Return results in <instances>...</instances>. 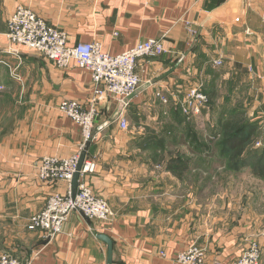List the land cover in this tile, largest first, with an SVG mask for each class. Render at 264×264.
Listing matches in <instances>:
<instances>
[{
	"label": "crops",
	"instance_id": "obj_1",
	"mask_svg": "<svg viewBox=\"0 0 264 264\" xmlns=\"http://www.w3.org/2000/svg\"><path fill=\"white\" fill-rule=\"evenodd\" d=\"M17 6L28 7L66 33L70 44L98 42L102 52L116 55L138 42L162 38L166 50L139 60L142 90L115 121L103 126L119 104H98L95 140L85 159L95 168L79 181L106 201L111 219L97 222L71 213L51 239L32 229L29 220L49 197L67 189L38 180L36 165L42 157L64 159L82 152L86 142L80 127L57 106L72 99L88 108L96 86L90 73L74 62L60 70L6 40V21ZM218 58L223 64L216 68ZM6 71L18 78L7 82ZM3 81L16 85L15 102L25 111L16 116L14 137H8L11 127H0V255L22 264H107V246L97 239L105 234L113 241L112 264H177L176 255L190 246L205 251L204 264H232L239 257L246 222L227 233L203 226L194 203L202 187L184 190L181 181L190 182L192 172L171 175L157 154L163 157L174 147L170 160L182 165L183 159L207 150L198 143L183 146L187 135H197L203 120L213 132L215 114L218 128L227 117L219 112L221 104H236L245 87H264V0H0V84ZM219 83L232 88L211 97ZM195 85L208 102L200 116L186 119L179 102ZM160 91L169 95L167 104L155 98ZM121 119L128 123L127 130L119 128ZM160 135L169 137L168 145L160 142Z\"/></svg>",
	"mask_w": 264,
	"mask_h": 264
},
{
	"label": "built area",
	"instance_id": "obj_2",
	"mask_svg": "<svg viewBox=\"0 0 264 264\" xmlns=\"http://www.w3.org/2000/svg\"><path fill=\"white\" fill-rule=\"evenodd\" d=\"M252 3L255 0H244ZM6 40L19 47H25L41 55L57 69L64 70L74 62L78 68L90 73L96 86L89 107L84 108L72 99H63L57 110L80 127L84 142L94 141V125L98 117L100 100L123 103L142 86V81L136 72L137 64L142 58H155L166 53L162 38L148 39L138 42L134 47L116 55L101 51L97 42L70 44L68 36L63 31L49 26L31 9L17 6L6 21L4 32ZM222 59L214 61L219 67ZM1 89V87H0ZM162 104L168 103V94L154 93ZM208 102L207 96L199 85L191 87L179 102L182 114L194 118L201 113ZM119 128L127 130L125 119L119 121ZM82 151V146L80 150ZM80 156V152L64 159L42 157L36 165L38 180L49 184H63L67 191L64 194H54L49 197L44 208L33 215L29 223L32 229L43 233L44 239L58 235L68 216L74 212L84 214L89 220L108 222L113 213L106 201L96 195L85 182L79 181L77 193L71 198V180ZM94 164L85 162L80 176L94 171ZM161 257H165L163 252ZM205 251L197 246H190L176 255L177 264H204ZM260 251L251 245L241 252L232 264H259ZM0 264H22L16 258L3 254ZM28 264V263H27Z\"/></svg>",
	"mask_w": 264,
	"mask_h": 264
},
{
	"label": "rangeland",
	"instance_id": "obj_3",
	"mask_svg": "<svg viewBox=\"0 0 264 264\" xmlns=\"http://www.w3.org/2000/svg\"><path fill=\"white\" fill-rule=\"evenodd\" d=\"M9 72L5 75L6 79L9 78L7 82L18 78L16 73L11 76ZM7 82L3 81L0 84V127L4 126L8 129L11 127L8 137H14L16 116L20 115L21 118V113L25 110L15 102L18 94L16 85ZM231 88L232 86L224 87L223 84L221 86L219 83L217 86L212 87L213 96L211 94V97L219 98L226 91H230ZM254 89L251 90L245 87L243 89L245 93L243 91L242 94L240 93L242 96L236 104L229 106L228 103H223L218 107L219 112L227 116L222 119L219 128L217 122L220 118H217V112L214 116L216 117L214 119L216 127L214 126L213 132H210L211 129L203 120L200 121L202 127L197 126V135H187L183 146H187L186 143L189 142L191 144L198 143L206 146L209 151L205 149V151L195 152L193 156L187 157L189 161L183 159L182 165L175 164L174 161L170 160V158L175 157L174 147L168 148L163 157L162 154H157V157L162 162L163 170L167 171L169 169L168 172L171 175H189L192 172L193 177L189 179L190 182L181 181V186L186 191L191 190V188L195 190V188L202 187L203 194L201 192H199L200 194L197 193L194 203L200 208L199 221L204 223L203 226H208L212 230H219L220 232L226 231L225 233H227L234 231L240 224L246 222L247 232H245V238L240 237V240H246L242 251L251 245L257 247L260 251L259 264H264V176H260V174L264 175V167L261 166L264 156V87L258 88V90L255 89V91ZM230 110L232 111L230 112ZM184 118L189 119L185 116ZM225 123L227 125L223 128ZM16 128L20 130L21 126ZM250 130L251 134L248 135ZM241 136L247 138L239 149L226 148L225 142L230 138ZM178 138H180L179 134ZM158 139L165 144H167L166 140H170L168 136L164 137L162 135L158 136ZM255 148L260 151L259 154L263 155L262 157H256L249 163L247 161L250 157L247 153ZM206 152H208V156ZM187 153L190 154V152ZM178 156L180 155L178 154ZM204 159L207 163L204 162ZM204 178L209 181H204ZM167 188L169 189L168 185ZM172 189L174 188L172 187ZM224 211L226 216L221 215V212L224 213ZM254 218L257 220L255 221ZM255 223L256 226H254ZM237 236L238 234L234 238H237ZM240 240L238 239V241Z\"/></svg>",
	"mask_w": 264,
	"mask_h": 264
},
{
	"label": "water",
	"instance_id": "obj_4",
	"mask_svg": "<svg viewBox=\"0 0 264 264\" xmlns=\"http://www.w3.org/2000/svg\"><path fill=\"white\" fill-rule=\"evenodd\" d=\"M144 89V88H143ZM142 89L137 90L131 97H129L126 101H129L131 98H133L138 92H140ZM124 104L120 103L117 107L116 112L113 114L111 119L107 121L103 126L109 125L112 121H115V119L119 116V114L123 111ZM90 146V141H87L82 149V152L80 153L75 172L73 174L72 180H71V198L74 199L77 193L79 179H80V172L81 169L85 163L86 154L88 151V148ZM82 214V213H81ZM82 216L85 219H88L84 214ZM97 239L100 240L102 243H104L107 246V264H112V253H113V241L105 234H98Z\"/></svg>",
	"mask_w": 264,
	"mask_h": 264
},
{
	"label": "trees",
	"instance_id": "obj_5",
	"mask_svg": "<svg viewBox=\"0 0 264 264\" xmlns=\"http://www.w3.org/2000/svg\"><path fill=\"white\" fill-rule=\"evenodd\" d=\"M226 123H225V125H224V127L223 128H225L226 127ZM253 128H255V127H253ZM252 128V129H253ZM256 130V129H255ZM254 131V130H253ZM249 134L248 135H250L251 134V130H250V132H248ZM235 136H237L236 134H235ZM246 136H241V137H239V138H237V137H234V138H230V140H228L227 142H225V146H226V148H231L232 150H237V149H239L244 143V141L246 140ZM237 139V140H236ZM259 152L260 151H257V150H254L253 149V151H250L249 153H247V155L250 157L249 158V160L247 161V162H251V161H253L254 159H256V157L258 158L259 156L260 157H262V155L263 154H259ZM243 161V160H242ZM261 166L262 167H264V156H263V158H262V163H261ZM245 167V166H244ZM260 176H264L263 174H260Z\"/></svg>",
	"mask_w": 264,
	"mask_h": 264
}]
</instances>
